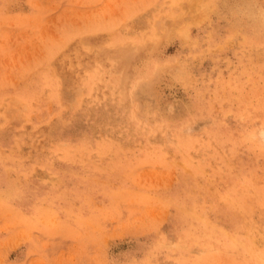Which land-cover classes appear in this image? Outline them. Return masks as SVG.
Wrapping results in <instances>:
<instances>
[{
  "label": "rangeland",
  "instance_id": "374dc122",
  "mask_svg": "<svg viewBox=\"0 0 264 264\" xmlns=\"http://www.w3.org/2000/svg\"><path fill=\"white\" fill-rule=\"evenodd\" d=\"M263 128L264 0H0V264H264Z\"/></svg>",
  "mask_w": 264,
  "mask_h": 264
},
{
  "label": "bare ground",
  "instance_id": "6f19581e",
  "mask_svg": "<svg viewBox=\"0 0 264 264\" xmlns=\"http://www.w3.org/2000/svg\"><path fill=\"white\" fill-rule=\"evenodd\" d=\"M126 88V87H125ZM145 92V91H144ZM126 99V98H125ZM157 116V115H156ZM157 118V117H156ZM159 120V119H158ZM259 131V130H258ZM255 137H258V139L260 140V142L263 144L264 146V128L261 129L256 135ZM193 213V212H192ZM218 233V232H217ZM244 237V236H243ZM236 238V237H235ZM251 242V241H250ZM249 242V243H250ZM236 243V242H235ZM241 243H244V242H241ZM251 244V243H250ZM249 244V245H250ZM237 245V244H236ZM243 245V244H242ZM231 248V247H230ZM242 248V247H241ZM247 248V247H246ZM247 250V249H246Z\"/></svg>",
  "mask_w": 264,
  "mask_h": 264
}]
</instances>
